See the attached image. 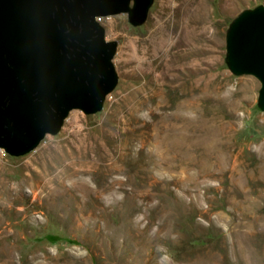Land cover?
Returning a JSON list of instances; mask_svg holds the SVG:
<instances>
[{
  "label": "rangeland",
  "instance_id": "1",
  "mask_svg": "<svg viewBox=\"0 0 264 264\" xmlns=\"http://www.w3.org/2000/svg\"><path fill=\"white\" fill-rule=\"evenodd\" d=\"M259 5L153 0L142 24L97 18L117 43L102 107L72 110L28 152L0 147V264H212L237 240L264 242L261 82L233 74L226 52L234 18ZM206 126L221 131L219 164ZM234 164L241 207L223 188Z\"/></svg>",
  "mask_w": 264,
  "mask_h": 264
},
{
  "label": "water",
  "instance_id": "2",
  "mask_svg": "<svg viewBox=\"0 0 264 264\" xmlns=\"http://www.w3.org/2000/svg\"><path fill=\"white\" fill-rule=\"evenodd\" d=\"M133 3V5H132ZM153 0H0V147L12 155L57 133L74 109L102 107L117 83L116 41L96 19L129 13L146 21ZM227 65L261 82L264 5L240 12L226 34Z\"/></svg>",
  "mask_w": 264,
  "mask_h": 264
},
{
  "label": "bare ground",
  "instance_id": "3",
  "mask_svg": "<svg viewBox=\"0 0 264 264\" xmlns=\"http://www.w3.org/2000/svg\"><path fill=\"white\" fill-rule=\"evenodd\" d=\"M99 17H103V16H98ZM97 20V19H96ZM179 108V107H178ZM191 109V108H190ZM180 110V109H179ZM185 115V114H184ZM201 115V114H200ZM181 117V116H180ZM175 118V117H174ZM178 119V118H177ZM182 120V119H181ZM182 124V123H181ZM210 126V124H208ZM181 126V125H180ZM166 127V126H165ZM173 127H178V126H173ZM183 126H181L182 128ZM185 127V126H184ZM207 128H209L207 130L208 131V136L207 138L203 141V144L205 148V150L210 151L214 150V153L211 155L212 160H214L213 164H219L220 161V155L222 154V152L220 151V148L222 147L223 143L221 141L220 138V133L221 131H217L214 128H210L208 126H206ZM187 129V127H185ZM184 128V129H185ZM205 130V131H206ZM223 131V130H222ZM205 134V132H204ZM176 135V134H175ZM224 135V134H222ZM162 136V134L160 135ZM166 136V135H165ZM184 136V135H183ZM168 137V136H167ZM182 137V136H181ZM180 137V138H181ZM163 138V137H162ZM184 138V137H183ZM205 138V137H204ZM171 139V138H170ZM195 139V138H194ZM161 140V139H160ZM158 140V143L159 141ZM164 140V139H162ZM161 140V141H162ZM201 140V139H200ZM177 141V137L176 140H172V144H174V142ZM180 141V140H179ZM168 142V139H167ZM192 142V141H191ZM201 142V141H200ZM178 143V142H177ZM198 143V142H197ZM162 143H160L161 146ZM158 145V144H157ZM166 145V144H165ZM176 146V144L174 145V147ZM165 147V146H164ZM166 148H168V146L166 145ZM198 148V147H197ZM172 149V148H171ZM186 149V147H185ZM184 149V150H185ZM229 149V148H228ZM183 150V151H184ZM188 150V148H187ZM203 150V151H205ZM202 151V152H203ZM260 151V150H259ZM168 152V151H166ZM174 152V151H173ZM201 152V153H202ZM213 152V151H212ZM226 152V151H225ZM200 153V152H199ZM206 153V152H205ZM208 153V152H207ZM184 155V154H183ZM189 156V155H188ZM229 156V155H228ZM226 157V156H225ZM208 158V155L202 154L199 158V161L201 163V165H205L206 160ZM228 160V159H227ZM233 160V159H232ZM223 161V159H222ZM234 163V162H233ZM210 164V162H209ZM221 164V163H220ZM218 166V165H217ZM221 165H219L220 167ZM227 166V165H226ZM213 167V166H212ZM218 167V168H219ZM217 168V169H218ZM224 168V167H221ZM220 168V169H221ZM216 169V170H217ZM215 170V169H214ZM219 170V169H218ZM220 171V170H219ZM246 172H243V170L238 167L236 168L235 164L231 166L230 168V173L228 175V178L225 181V185H224V190H225V196H226V202L229 203L232 207H236L239 206L241 207V205H243L244 202H247L244 198L243 195V190L242 187L243 185H245L246 183ZM262 173L264 174V168L262 169ZM249 175V174H247ZM205 175L202 173V177H204ZM221 177V175H220ZM252 178V177H251ZM250 178V179H251ZM207 179V178H206ZM218 180V179H217ZM221 180V179H220ZM223 182V181H222ZM202 183V182H201ZM218 184V183H217ZM205 185V184H204ZM246 186V185H245ZM262 187V186H261ZM222 188V186H221ZM248 188V187H247ZM220 189V188H219ZM242 202H241V201ZM245 205H247L245 203ZM244 206V205H243ZM220 214V213H219ZM227 216V215H226ZM230 217V216H229ZM235 218V217H234ZM237 230V229H236ZM232 233L233 230L231 228ZM230 231V232H231ZM234 235V234H233ZM237 237V236H236ZM246 237V236H245ZM244 238V237H243ZM237 239V238H236ZM234 241V240H233ZM233 243V242H232ZM230 245V244H229ZM231 246V245H230ZM231 249L229 250V252L232 254V258L231 259H227L226 255L225 256H219L216 253V257L213 258V260L211 261L212 264H264V242L263 241H258V240H237L235 241L234 244H232V246L230 247ZM224 249V248H223ZM223 252V251H222ZM214 253V254H215ZM225 253V252H224ZM228 253V250H226V254ZM213 255V254H212ZM208 258V257H207ZM210 258V257H209ZM206 259V258H205ZM210 261V260H209ZM205 262V260L203 261V263Z\"/></svg>",
  "mask_w": 264,
  "mask_h": 264
}]
</instances>
